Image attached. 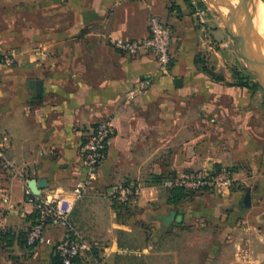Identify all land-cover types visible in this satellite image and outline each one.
<instances>
[{"label": "crops", "instance_id": "obj_1", "mask_svg": "<svg viewBox=\"0 0 264 264\" xmlns=\"http://www.w3.org/2000/svg\"><path fill=\"white\" fill-rule=\"evenodd\" d=\"M21 2V11L32 12V48L19 52L14 70L19 82H7L0 73V133L17 166L15 174L0 168V264H59L56 244L63 228H48L46 240L34 248L25 243L37 196L30 186L38 187L41 180L47 182L41 194L58 196L82 234L100 242L99 249L75 264H120L123 253L140 251L120 242L116 188L136 182L142 190L132 207L149 213L159 209L157 217L165 226L184 222L185 215L173 208L177 202L153 181L175 171L202 169L210 165L208 159L228 165L241 161L248 145L247 89L211 82L198 68L200 53L211 48L206 28L214 25L208 17L205 24L199 22L198 0ZM152 14L171 27L167 71L154 53L130 56L106 39L147 37ZM18 86L19 99H13L9 94ZM205 92L220 97L239 93L240 98L200 100ZM103 120L114 125L107 159L89 191L78 195L74 189L86 179L82 144L88 129ZM238 193L213 196L216 218L238 223L227 231L228 240L220 239L208 251L220 252L230 244L232 255L222 263L204 264H264V196L248 208L243 202L234 205ZM222 204L229 208L223 211ZM196 220L202 222L203 216L197 214Z\"/></svg>", "mask_w": 264, "mask_h": 264}, {"label": "rangeland", "instance_id": "obj_2", "mask_svg": "<svg viewBox=\"0 0 264 264\" xmlns=\"http://www.w3.org/2000/svg\"><path fill=\"white\" fill-rule=\"evenodd\" d=\"M16 2H19V6L17 4L13 8ZM16 2L0 0V46H3L0 49V57L15 53L13 62H0V73L6 78L5 81L8 80L7 82L11 81V83H15L17 79L19 82V75L14 72L16 68H19V52L22 48L25 51L31 50L33 42L30 25L32 12L21 11V0ZM226 5L239 7L234 0L226 1ZM198 7L206 10L203 20L198 16L199 22L205 24L204 20L208 17L214 24L212 27L206 28L205 34L210 39L209 46L211 48L200 53L198 68L208 75L211 82L226 84L232 89L236 87L247 89L249 127L246 155L234 165L208 159V162H211L210 165L202 168L230 171L233 185L229 188L181 194L163 188L162 181L154 180V183L163 188L162 191L166 193L165 195L177 202L173 208L183 213L186 219L180 224L165 226L157 217L159 209L149 213L139 207H131L129 210L121 212L119 217L121 226L118 229L120 242L130 249L140 252L123 253L119 260L120 264H175L176 261H179L180 264H193V262L204 264L211 260L222 263L232 255L230 244L216 253H211L208 249L213 244L218 246L220 239L228 240L226 233L228 230L232 231L231 227L237 224L238 220L226 222L221 218L217 219L214 213L218 205L213 196L223 198L224 194L240 191L234 199V205L243 202L248 208L264 196V89L260 86L256 75L247 68L245 60L240 55L238 42L227 29L230 19H233L231 26L233 31L236 32L237 29L235 16L231 17V11L227 7L214 5L211 0H198ZM251 45L252 48L255 47L252 44V39ZM257 51L259 49L255 47L252 51L253 55L260 54L264 58V53ZM259 63L264 73V62L259 61ZM256 83L258 86H255ZM16 89V92L9 94L13 99H19V86ZM239 98V93L233 92L231 97H220L210 92L199 96L200 100H238ZM181 171H175L168 175ZM239 172L243 173V178L237 175ZM248 193L249 197L246 198ZM117 203L121 205L120 202ZM220 207L226 211L228 206L222 204ZM197 214L203 216L202 222L196 220ZM225 222L228 223L227 226ZM195 245H198L199 251H195ZM143 250L147 253H144ZM7 255L12 257L14 262L16 261L14 255L12 256L11 253Z\"/></svg>", "mask_w": 264, "mask_h": 264}, {"label": "built area", "instance_id": "obj_3", "mask_svg": "<svg viewBox=\"0 0 264 264\" xmlns=\"http://www.w3.org/2000/svg\"><path fill=\"white\" fill-rule=\"evenodd\" d=\"M197 15L202 19L205 9H198ZM203 20V19H202ZM108 43L117 51L136 56L152 52L157 56L160 68L167 71L172 61L171 45L172 31L169 24L159 15L152 14L149 18V35L142 39L124 35H107ZM15 53L1 58L0 62H13ZM149 81H143L140 88H145ZM138 89L129 92L133 97ZM114 134V125L109 120L99 121L92 125L82 144V155L85 159V181L74 189L78 195L86 194L94 181L101 166L107 159L108 148ZM0 168L9 174L17 172V166L8 156V142L0 133ZM161 185L167 190H184L186 192L217 191L219 188H229L233 185L232 174L227 169L221 170H186L176 172L163 178ZM141 186L136 182H128L116 188L115 195L121 204H130L140 195ZM27 191H31L27 188ZM35 218L26 233V245L34 248L46 240L48 228H63V237L56 244V254L62 264H75L79 259L93 254L101 247L98 241H89L72 220L71 212L60 207L59 197L52 193L36 196Z\"/></svg>", "mask_w": 264, "mask_h": 264}, {"label": "water", "instance_id": "obj_4", "mask_svg": "<svg viewBox=\"0 0 264 264\" xmlns=\"http://www.w3.org/2000/svg\"><path fill=\"white\" fill-rule=\"evenodd\" d=\"M218 7H227L231 11V17L235 16L237 19V24L239 26V30L235 33L231 27V21L227 23V29L229 30L232 37L238 42L240 47V55L245 60L247 68L252 71L260 84V86L264 89V73L263 68L261 67L259 60L252 53L251 46V33L253 30L254 22H253V12H252V3L253 0H246V5L242 9L241 7H234L226 5L225 0H211ZM181 79L177 78L176 82H180ZM38 91L41 89V83H34ZM47 185L46 180H41L39 182L38 187L33 185L34 189L30 186L32 192L36 195H39L41 189L45 188ZM249 197V193L246 195V198ZM173 220V214L167 218H165L166 223H170Z\"/></svg>", "mask_w": 264, "mask_h": 264}, {"label": "bare ground", "instance_id": "obj_5", "mask_svg": "<svg viewBox=\"0 0 264 264\" xmlns=\"http://www.w3.org/2000/svg\"><path fill=\"white\" fill-rule=\"evenodd\" d=\"M226 1H229V0H226ZM234 1L237 2L239 7H241L242 9L246 5V0H234ZM210 6H211V4H210ZM252 12H253V22H254L253 30L251 33L252 44L256 47V49H259V51H257V52H261L263 54L264 53V2L262 0H253ZM232 20L230 19L231 26L233 23ZM235 22L237 24L236 17H235ZM236 28L237 29H236L235 33H237L239 30L238 24L236 25ZM232 30H233V28H232ZM255 47L252 48V51ZM263 56H264V54H263ZM257 59L261 63L264 62V58H262V56L260 54L257 55Z\"/></svg>", "mask_w": 264, "mask_h": 264}, {"label": "trees", "instance_id": "obj_6", "mask_svg": "<svg viewBox=\"0 0 264 264\" xmlns=\"http://www.w3.org/2000/svg\"><path fill=\"white\" fill-rule=\"evenodd\" d=\"M241 85H243V86H246L245 84H241ZM255 86H258V84L256 83V85ZM163 178L164 177H162V178H155V180L156 181H162L163 180ZM170 191H173V192H177V193H181V194H184V193H195V192H186V191H184V190H170ZM132 203H130V204H121V205H116V208L120 211L121 210V212H123V211H125V210H129L132 206ZM121 212H119L120 214H121ZM25 243H26V240H25ZM57 255V254H56ZM56 259L58 260V263L59 264H62V262H61V259H60V257L57 255V257H56Z\"/></svg>", "mask_w": 264, "mask_h": 264}]
</instances>
